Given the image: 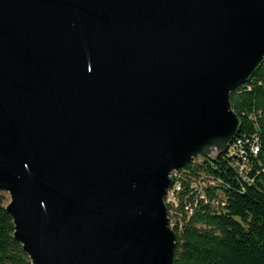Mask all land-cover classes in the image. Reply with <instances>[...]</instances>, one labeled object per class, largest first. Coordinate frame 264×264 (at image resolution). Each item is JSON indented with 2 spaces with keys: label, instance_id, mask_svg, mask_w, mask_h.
<instances>
[{
  "label": "water",
  "instance_id": "1",
  "mask_svg": "<svg viewBox=\"0 0 264 264\" xmlns=\"http://www.w3.org/2000/svg\"><path fill=\"white\" fill-rule=\"evenodd\" d=\"M264 0H0V191L31 264H172L171 173L224 153Z\"/></svg>",
  "mask_w": 264,
  "mask_h": 264
},
{
  "label": "trees",
  "instance_id": "2",
  "mask_svg": "<svg viewBox=\"0 0 264 264\" xmlns=\"http://www.w3.org/2000/svg\"><path fill=\"white\" fill-rule=\"evenodd\" d=\"M230 101L240 129L228 149L194 159L174 178L172 264H264V62ZM8 200L0 191V264H31L13 236Z\"/></svg>",
  "mask_w": 264,
  "mask_h": 264
},
{
  "label": "built area",
  "instance_id": "3",
  "mask_svg": "<svg viewBox=\"0 0 264 264\" xmlns=\"http://www.w3.org/2000/svg\"><path fill=\"white\" fill-rule=\"evenodd\" d=\"M244 166H245L244 163L239 165V172L240 173H242ZM176 176H177V170H175L173 173H171V177L173 178V180ZM179 190H180V185L178 183H175V180H174L173 185L167 190L166 196L164 198L166 205L167 204H175L177 202L176 196H177V192Z\"/></svg>",
  "mask_w": 264,
  "mask_h": 264
},
{
  "label": "rangeland",
  "instance_id": "4",
  "mask_svg": "<svg viewBox=\"0 0 264 264\" xmlns=\"http://www.w3.org/2000/svg\"><path fill=\"white\" fill-rule=\"evenodd\" d=\"M5 195H6L7 199H9V197H8V195L6 193H5Z\"/></svg>",
  "mask_w": 264,
  "mask_h": 264
}]
</instances>
